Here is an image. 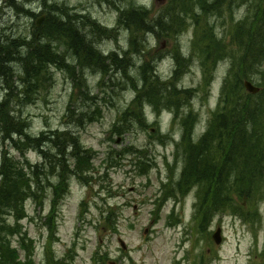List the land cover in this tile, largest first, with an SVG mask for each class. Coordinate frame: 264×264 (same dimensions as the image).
<instances>
[{"label":"rangeland","instance_id":"rangeland-1","mask_svg":"<svg viewBox=\"0 0 264 264\" xmlns=\"http://www.w3.org/2000/svg\"><path fill=\"white\" fill-rule=\"evenodd\" d=\"M14 1L19 4L23 2L25 10L27 7L37 8L35 10L39 14L34 19L29 18L25 13H20L16 8L9 6V0H0V32H5L6 38L18 35L30 36V42L32 33H36L37 37L42 38L40 30L48 28L49 24H52L51 19L58 17L63 8L62 11L68 14L67 16L62 13L64 20L73 23L79 35L83 34L89 40L80 39L76 42L78 46L81 45L84 54H86V50H89L90 43L93 44L96 39L95 47L101 50L110 51L115 48L119 53L123 52L128 55L131 50L135 52L136 49L129 44L128 37L130 36L124 24L118 28L116 36L113 38H110V29H108V36H98L92 31L91 26L76 24L74 19L77 18V13L91 14L93 19L101 24L117 29L118 6L125 8L132 3L145 5L153 10V13L168 9L166 6L164 8V5L161 6V1L164 0H110V3L107 2L108 0ZM211 1L206 0L208 3ZM226 1L213 0L214 4L223 6L227 5ZM259 1L235 0L232 6L227 7V10L218 6L215 17L206 19L201 14L197 23L196 20L188 18L185 26L180 28L181 20H177L170 31L169 28L167 29L169 35L164 39H155L154 36L146 32L142 33L140 30L137 36L141 45L139 51L133 53L130 58L127 67L129 73L138 79L140 76L139 64L152 56V59H157L154 62L156 73L162 78H167L175 68V59L172 56L175 49L180 50L184 56H190L180 71L177 84L196 88L191 101L187 105L183 104V108L185 110L193 108L197 112L198 129H201L198 132L202 131L209 117L210 109L218 99L224 71H227L232 58L243 59V62L236 67V71H238V76L240 75L241 79H244L243 74L248 66L243 68L241 64L245 63V55L249 51H254V48H250L253 45L250 42V33H248L250 28H252L253 35L260 36L259 44L263 49L262 58L258 59L254 54L252 61H255V64L251 66V70L255 73L253 77L264 82V74L261 73L264 70V29L259 30L255 24L263 13L256 14L251 20H248V14H250L248 7ZM168 2L173 11L177 6L180 8L178 12L174 11L178 16L180 13L188 11L192 17L200 9L197 7L195 11L189 10L186 4L189 6L191 0H168ZM62 5H66V8ZM158 12L153 17L157 16ZM41 15L45 22L40 27H34V22ZM207 22L211 28L213 27L214 33L218 32L224 37L221 40L223 42L219 45L217 40L212 41L215 48H220L219 53H215L217 56H221L219 62L218 59L213 60L211 55L204 54L202 39H200V35L197 37L198 29L194 32V28L197 26L207 28ZM140 28L147 30L146 27L140 26ZM240 28H244L246 32L238 31ZM146 46L150 50L141 53L140 51L147 50ZM193 48L195 49L193 50ZM60 50L63 51L68 62L75 61L72 53L66 50L65 45L60 46ZM109 59L110 56L105 58L104 67L109 72L102 80L103 74L98 70L90 66L80 68L77 58L75 69L79 77L83 79V84H86V88H82L81 84H78V88H76L75 79L68 70L64 67L54 66L51 69V83L46 89L39 91L35 98L26 96L22 102H19V98L15 96L12 102H9L12 107L11 113L14 118H17L15 124L19 123L24 126L26 123L20 118H25L27 130L32 134L55 129L75 131L82 144L95 151L93 160L97 169L95 172L101 176L107 172V177L103 179L94 176L95 178L90 184H83L75 177L70 179V190L58 208V238L51 241L54 254L61 257L68 252L72 256L69 264H100L93 260L97 252L107 253V258L103 260L102 264H174L173 261L176 258L180 264H193L194 256L198 257L204 252H206V264H264V259L259 255L260 250L264 247V199L262 202L260 199L262 196L256 199L262 215L261 219L249 214L248 218L251 220H247L246 223L229 215L220 217L222 237L218 244L213 241L209 242L208 232H202L194 226L192 219L194 196L192 193L180 202H173L172 198L167 199L159 213L153 215L155 201L162 188L161 182H166L168 179L169 167L174 165L177 145L179 146L178 150L183 149L184 134L189 132V129L190 132L193 131V127L190 126L192 123L194 125V118L190 116V119L180 123L179 116H174V122L168 108L160 106L159 102L157 109H151L149 106L141 107L145 122L152 123L151 125L146 126L142 119L137 120L132 110L127 111V106L134 95L131 83L118 68H111L110 71L108 66L106 67ZM212 68L215 69H213L214 75L209 76L208 72ZM12 76L14 80L18 78L15 74ZM136 79H133L134 83L137 82ZM204 80L208 86L204 85ZM239 87L241 86L239 85ZM83 89L89 92L90 98L87 97ZM95 99L102 105V107L100 106L101 114L89 112L88 115L91 117L94 115L99 119H86L83 120L84 122L82 121L83 123L81 122L82 124H79L80 122L74 119L75 116H70L69 107L74 109L75 114L83 105L87 107V110L94 109L92 107ZM233 102L234 96L228 100L227 107L230 111L233 109L240 115L241 112L237 111L242 108V105L236 106ZM163 110L166 111L163 112ZM259 115L260 113L256 114L253 120L254 125L264 128V116ZM130 122L133 125H129ZM115 124L120 129L118 133L115 132ZM222 124L225 125L224 129L226 126H231L230 120ZM260 143L264 145V134H262ZM3 147H6L7 152L12 155H18V150L11 143H3L0 137V158L1 149H5ZM179 154L181 155L180 152ZM27 157L31 164L42 162L41 156L36 151L28 150ZM140 157L150 162L147 175L138 173L137 163ZM180 165L181 157L178 155L174 169L177 171ZM98 182L100 184L103 182L106 185L104 190L100 188ZM50 197L51 190L49 189L46 196L42 198L40 206L33 200H28L25 205L29 216L23 219L22 224L25 231L34 240L36 264L49 263L44 258L47 227H44L43 220L44 213L48 214ZM83 200L87 202L88 206L85 214L80 211V202L82 203ZM171 208H174L175 216L179 217V222L172 220V223H169L168 213L172 210ZM243 209L247 211L249 206L245 205ZM82 217L83 219H81ZM153 218H157V220H153ZM109 219L115 229L109 225ZM9 221L13 222L12 219ZM217 224V222H213L209 230L213 232L218 226ZM119 237L127 245L125 251L120 249ZM11 242L18 246L17 237L12 238Z\"/></svg>","mask_w":264,"mask_h":264},{"label":"trees","instance_id":"trees-1","mask_svg":"<svg viewBox=\"0 0 264 264\" xmlns=\"http://www.w3.org/2000/svg\"><path fill=\"white\" fill-rule=\"evenodd\" d=\"M14 3V0H9V4L15 6ZM62 7L66 8V5H62ZM16 9L18 12L24 10L20 5H17ZM62 9L58 17L51 19L52 24H49L48 28L40 30L42 38L37 37L36 33H32L30 42V36L23 35H18L15 38L2 37L0 40V86L3 91L2 94L0 92L2 95V99H0V137L3 143H11L18 150V155L14 156L7 152L6 147L1 149L0 264H33L31 258L32 240L26 236V232L22 231L20 224L22 219L28 217L25 207L28 200H33L40 206L42 198L46 196L49 189L51 190L49 212L45 215V219L49 234L54 237L57 208L69 191L70 179L76 177L83 184H90L94 180V176L101 179L106 177V174L101 176L94 172L97 169L92 161V150L85 148L75 131L55 129L32 134L27 130L25 118H20L26 123L24 126L19 123L15 124L17 118L12 115V107L9 104L12 102L14 89L18 88L16 95L19 102H22L26 96L35 98L39 91L46 89L51 83V69L54 66L66 68L75 79L76 88H78V84H81L82 88H86V84H83V79L79 77L75 69L77 58L81 67L90 64L89 66L94 69L100 68L103 73V80L108 71L101 59L103 56L104 58L110 56V69L118 68L129 79L134 90L135 97L127 106V111L132 110L137 120L142 119V122H145L141 111L142 104L148 103L157 109L159 102L161 103L160 106H165L171 110L175 117L179 116L180 123L190 119V116H193L194 121L196 118V112L193 109L182 110L183 104L187 105L191 101L196 88L183 87L177 84L180 71L187 59L178 50L175 49L176 69L171 76L160 77L154 68V62L157 59H152L151 56L149 59L143 60L140 65L141 77L136 79L137 82L134 83V76L129 74L127 68L133 50L125 55L123 52L119 53L118 49H112L110 54L105 56L103 52L98 51L90 43L89 50H86V54H84L81 45L78 46L76 42L80 39L89 40L83 34L79 35L73 23L64 20L62 13L67 16L68 14ZM119 10V24L117 29L110 28V38L115 37L118 28L124 24L125 29L129 32V44L134 46L137 52L141 45L137 36L140 30L142 33L150 31L155 34V38L164 39L169 35L168 32L175 26L177 20H181L179 28L184 27L185 22H187V17L182 14L176 15L170 7L154 18H149L148 9L143 6L136 7L134 3L127 9ZM259 13L263 14L258 17L255 24L261 30L264 29V0H260L255 8L253 7L250 11L252 17ZM199 17V15H195L196 23ZM44 22L43 20L39 26H36L34 22V27H40ZM94 23L96 26L92 28V31L95 34L108 36L106 26L103 27L96 21ZM140 26L146 27L147 30L140 28ZM168 28L169 31H167ZM251 29L248 32L251 37L250 42L253 44L250 48H254V51H249L245 55V63H242L241 66L243 68L248 66L243 74L244 78L254 80L253 74L255 73L252 72L251 66L255 64V61H252V58L254 54L258 59L262 58L263 49L260 48L261 45L259 44L260 36L258 34L253 35ZM238 31L246 32L244 28H240ZM199 34L200 39H202V48L205 50L204 54L211 55L213 60L221 57L215 54L219 53L220 48H215L216 46L212 44L213 40H217L219 45L221 38H218L211 28H201ZM62 45H65L66 50L72 53L75 58L74 62L66 60L63 51L60 50ZM93 49L97 51V54H91ZM27 50L33 54L32 58H26L22 54ZM149 50L147 47L146 51L140 52L145 53ZM3 54H8L11 58L17 54L19 65L7 61L10 58L5 59ZM93 55L95 58H92ZM204 61L206 62L205 57ZM241 62H243L242 58H232L230 61L228 73L222 86L223 103L219 102L217 109L209 119L210 128L206 129L200 139L194 142L191 140L192 132L190 129L189 132L185 133L186 137L184 134V165L180 173L171 178V183H175V186L170 184L171 187H175L173 194L175 199H180L194 187L197 189L196 216L198 223L196 227L200 231L205 230L206 225L215 215H222L230 210H234L231 213L243 215L241 210H244L245 205L253 206L255 214L259 216L258 207L257 204H254V200L264 193V145L260 143L264 128L256 127L253 120L257 113H260L259 116H264V82L258 83V85H263L259 94L253 95L245 92L242 89V79L236 71V67ZM15 71L16 77H18L16 80L12 76ZM81 77L83 78L82 75ZM204 85L208 86L205 80ZM84 93L90 98L89 92L84 90ZM232 96H234V105H242V108L237 111L241 112L240 115L235 113L233 109L230 111L226 105ZM100 106L102 107L95 99L92 107L94 109L87 110V107L83 105L79 107L82 110H77L76 114L74 109L70 107L68 111L70 116H75L74 119L82 124L86 119H99L94 115L89 116L88 113L99 112L101 114ZM228 120H230L231 126H226L225 129L219 126H225L222 123ZM192 124L191 128L193 127ZM129 125H133V123L130 122ZM119 131L120 129L115 127V132L118 133ZM253 132L256 133L257 142L250 139ZM28 150L36 151L41 156L42 162L31 164L26 156ZM138 160L140 172L144 170L146 172L149 166L143 158ZM103 185L101 182L100 188L102 190L106 187ZM82 205L85 206L84 202ZM253 213L251 211V214ZM11 219L13 222L9 221ZM108 222L111 225L110 219ZM13 236H18L20 239L19 244L25 251L24 260L19 259L17 246H12L11 237ZM49 245L48 243L46 258L52 257ZM52 263L63 264L64 262L55 261L53 258Z\"/></svg>","mask_w":264,"mask_h":264},{"label":"bare ground","instance_id":"bare-ground-1","mask_svg":"<svg viewBox=\"0 0 264 264\" xmlns=\"http://www.w3.org/2000/svg\"><path fill=\"white\" fill-rule=\"evenodd\" d=\"M36 1V0H35ZM15 4V6H13V5H11V4H9V6H11V7H13V8H16V6L17 5H20V6H23L24 5V3L22 2L21 4H19V3H17V2H15L14 3ZM37 10V8H35V7H30V8H28V9H26V10H23V11H21L20 13H25V15L27 16V17H29V18H35V17H37V15L39 14V12H36V10ZM17 10V9H16ZM63 10V9H62ZM42 12H44V11H42ZM75 20V22H76V24L77 23H80L81 25L80 26H82V24H85V25H89V26H91V28H93V27H95L96 26V24L94 23L95 21H94V19H93V17H92V15L91 14H88V13H77V18L76 19H74ZM79 25V24H78ZM2 37H6V33L4 32H0V40L2 39ZM23 55H24V57H26V58H32L33 57V54H31L30 52H29V50H27V51H24L23 53H22ZM91 54H97V51L96 50H92L91 51ZM17 55V54H16ZM14 56V57H10L8 54H3V57L6 59V58H10V59H8L7 61H12V62H14L17 66L19 65L18 63H20L19 62V60H18V58H17V56ZM92 58H95V56L93 55L92 56ZM100 61V59H97V61ZM101 61H103L104 62V64H105V58H104V56H103V58L101 59ZM102 65V64H101ZM87 66H89V64H87ZM107 66H108V69L110 70V59H109V62H108V64H107ZM16 75V71L13 73V75ZM9 76V75H8ZM17 90H18V88H16V89H14V91L12 92V93H14V95H12V100H13V98L15 97V96H17L16 95V92H17ZM0 92H1V94L3 93V91H2V89H1V86H0ZM0 94V99H2V95ZM9 94V93H8ZM18 97V96H17Z\"/></svg>","mask_w":264,"mask_h":264},{"label":"water","instance_id":"water-1","mask_svg":"<svg viewBox=\"0 0 264 264\" xmlns=\"http://www.w3.org/2000/svg\"><path fill=\"white\" fill-rule=\"evenodd\" d=\"M244 85L246 87V89L251 92V93H256L258 91V87H256L255 85H253L251 82L249 81H245ZM219 232L220 229H217V231L214 234V238L216 239V241H219ZM123 245V244H122Z\"/></svg>","mask_w":264,"mask_h":264}]
</instances>
